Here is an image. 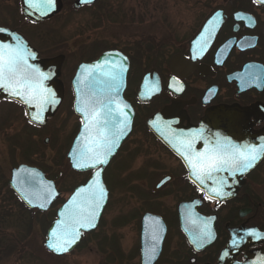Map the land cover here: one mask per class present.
Instances as JSON below:
<instances>
[{
  "label": "rangeland",
  "instance_id": "obj_1",
  "mask_svg": "<svg viewBox=\"0 0 264 264\" xmlns=\"http://www.w3.org/2000/svg\"><path fill=\"white\" fill-rule=\"evenodd\" d=\"M62 1L59 13L41 23H33L24 17L21 0H0V25L24 34L42 58L64 55L60 76L65 90L63 103L50 118L51 122L49 119L46 123V129L33 134L38 148L32 156L35 165H30L41 168L62 191V197L46 211L48 215L53 214L73 188L88 177V174L73 171L67 158L78 128V118L71 111L69 96V81L75 68L82 62L96 59L107 49H119L132 57L131 90L145 68L164 67L174 51L173 43L187 41L214 7L236 2L96 0L76 8L75 0ZM237 1L241 5L247 3V0ZM0 128V164L9 181L11 169L21 163L20 151L13 143L27 140V132L33 130L27 127V119L20 109L7 102L0 103ZM174 165V160L145 134L141 125H137L106 172L110 200L98 228L86 234L72 252L58 257L45 246L49 226L44 225L42 215L38 214L31 232L26 235L25 250H18L0 264H140L142 214L155 207L169 216L176 206V196L163 199L153 195L151 185L162 171ZM185 253L186 248L174 225L164 255L176 263H183Z\"/></svg>",
  "mask_w": 264,
  "mask_h": 264
},
{
  "label": "flooded vegetation",
  "instance_id": "obj_2",
  "mask_svg": "<svg viewBox=\"0 0 264 264\" xmlns=\"http://www.w3.org/2000/svg\"><path fill=\"white\" fill-rule=\"evenodd\" d=\"M226 3L225 5H228V2ZM241 4L237 0L231 2L230 13L207 50H195L191 46V39L197 29L187 41L173 43L174 51L169 54L168 63L164 67L153 65L145 68L135 86H131V90L129 73L132 57L125 53L130 59V70L124 95L134 108L130 135L137 125H141L145 134L165 151L175 164L162 171L151 185L150 192L153 195H160L163 199L169 195L176 196V206L169 216L155 207H150L142 214L140 264L143 220L147 214L152 215L148 221V230L151 233H159L163 225L165 228L160 253L152 264H220L223 251L231 244H235L232 246V249H235L233 256L238 262H245L248 252L264 248V156L246 172H239L238 176L230 177L229 171L226 170L213 173L210 178L214 182L212 186L225 187L226 193H231L227 196H215L214 193H208L204 189L205 186L199 185L183 158L165 143L164 139L168 138L167 131L174 129L170 123L172 120H152L155 114L176 104L182 117L178 116L173 121L181 123L183 127H192L197 126L208 111H213L219 106L239 107L245 110V114L238 120L239 123H247L251 132L262 134H256L257 137L250 141L229 138L225 143L230 142L241 150H244L246 145L257 148L264 145V3L259 0H247L246 5ZM177 57L181 60V65L173 70L172 60ZM76 69L77 67L69 81L72 108L75 94L71 83ZM146 73L155 77L153 80L156 85L147 88L142 99L140 84ZM78 120L76 133L81 124V120ZM162 132H165L166 136ZM130 135L104 167L102 176L105 184L108 168ZM94 171L96 170L83 173L88 174L83 183ZM108 191L110 200L109 188ZM154 202L153 204H156ZM206 224L211 230L212 238L198 247L194 240ZM174 225L186 248L183 263H176L164 255L166 241ZM253 230L259 238L250 234Z\"/></svg>",
  "mask_w": 264,
  "mask_h": 264
},
{
  "label": "water",
  "instance_id": "obj_3",
  "mask_svg": "<svg viewBox=\"0 0 264 264\" xmlns=\"http://www.w3.org/2000/svg\"><path fill=\"white\" fill-rule=\"evenodd\" d=\"M95 1L96 0H91L90 3H85L84 0H75L74 6L76 8H80L84 4H91L94 3ZM21 5H22L23 14L28 19L34 22H42L52 18L57 13H59L63 7V1L54 0V4L52 8L48 10L45 15H41L39 11H36L35 9L29 7L28 0H21ZM230 8H231L230 4H228L227 6L218 5L207 15V17L204 19L203 23L201 24L200 28L191 39L190 43L193 49L201 50V46L204 43V39L209 37V32H211V37L207 39V45L206 47H204V49L207 50V48L210 47V45L216 39L220 29L222 28L225 19L230 13ZM0 29L5 30L0 32V44H11L15 46L17 43L16 37H18L24 43L27 49H29L32 53L35 54V58L33 59L30 57L28 62L38 67L41 72L45 73L48 76V79L43 81V87L51 91V93L53 94L52 98L56 102L45 105L44 106L45 110L40 111V109L35 107L34 105L29 106L23 103L19 97H12L11 95H9L8 92L4 91L3 89H0V101L4 99H10L21 103L26 108L29 121L36 125L44 126L46 125L48 120L54 116V114L60 108L64 100V94H65L64 84L60 79L61 68L64 61V55H59L51 58H42L40 57L39 51L31 45L29 40L22 33H20L15 29L4 26H0ZM113 64H122L125 69L122 74V82L119 90V95L117 96V101L121 107H123V105L125 104L128 106L126 109H124V111L127 113L130 123L125 134L119 140L118 146L114 149L112 155L108 157V162L117 153L118 148L120 147L123 140L126 138V136L130 133L132 129L134 109L132 105L124 97V92L127 87L128 72L130 69V60L128 56H126L123 52L119 50H108L103 52L97 59L91 62L81 63L78 66L75 76L73 78L72 86L75 91L74 110L75 113L83 119V123L80 127L79 133L76 135L74 139V142L68 154V158L72 168L77 171H87L92 169H96V171L92 174L91 178L88 180L86 184L75 188L72 194L67 199V201H65V203L59 207L57 211V218L50 224L47 230V237L45 240L46 247L48 248L47 245L51 238V232L53 231V229L56 228L57 221L61 219L60 214L61 212L65 211V206L69 204V201L72 200L73 196L77 193L79 189L86 188L89 185V183L96 178L95 173L97 171L100 172L99 181L103 185L106 191V198L102 203V207L99 210V215L95 221L96 226L92 228L80 229L81 234L79 239L68 249L67 252L56 253L48 248V250H50V252L56 256H63L72 252L84 239L85 232L94 230L99 226L100 219L108 203V189L102 177V172L104 170V167L108 163L102 166H97L96 168H76L74 167L73 152L78 147H82L83 144L85 143V140L82 136V134L85 132L84 116L80 111H78V108L81 107L80 101L84 99L85 95L88 94L90 90L95 91L97 95L103 94V92L105 91V86L102 82L105 79L103 73L109 71L110 68L113 66ZM88 65H102L101 69L95 70V77L97 80L100 81V83L93 82L89 84V80L84 79L86 73L84 72L82 66H88ZM180 65H181V60H179L178 57L172 60L173 70H176L177 66ZM153 79H155V77H152L150 73L144 74L140 84V89H141L140 97L142 99H143V93L147 88L155 87L156 84ZM78 89L80 90L79 92ZM116 106L117 105L115 104L112 105L113 108H115ZM37 113L40 116V120H33L32 119L33 114H37ZM244 114H245V110H242L239 107L236 108L234 106H219L215 108L213 111L212 110L208 111L197 126L183 127L181 126V123L178 124V122L173 121V119L177 118L178 116L182 117V115L178 112L177 105L173 104L171 106L166 107L162 112L157 113L155 116L152 117V119L153 120L163 119L167 121L172 120L170 123H172L171 127L174 129L170 131L169 126L167 127L169 130L167 131L168 138L166 137L167 139H164V141L173 150V152L179 155L180 157H182L183 160L186 162L187 166L191 168L187 160L184 158V156L181 155V152L185 153V155L189 154L188 152L189 144L191 145L190 152L194 158L195 154L197 153H206L210 149L215 148L216 147L215 144H217V141H220L221 144H224L225 141H228L229 138L238 141H243V140L250 141L256 138L258 134H262V133L251 132V130L247 126V123H244V125H242V122L239 123L238 121L239 118L242 117ZM162 133L164 134L165 132ZM48 140L49 139L47 138L45 140V143H47ZM173 145H175V147ZM190 172L191 175L195 177L193 175L192 168L190 169ZM239 174H240L239 172H236L235 176H238ZM229 176L233 177L234 175L229 173ZM197 182L199 183V185L205 186L204 189L211 194H213L212 191L213 189L220 190L223 192L227 191V188L225 187L216 188L215 186H212L214 182L210 180V178H206L204 184H201L199 180H197ZM9 183L12 189L25 203V205L31 209L48 211L51 205L56 200L62 197V191L58 188L57 183L52 179H48V177L41 168L28 165L25 163L20 164L19 166L13 167L11 169V177ZM48 186H51L50 190L52 191L53 195L51 199L45 202L44 197L47 196ZM158 188L159 185L156 186V189ZM25 196H27L28 199L32 200L31 204L28 203V201L25 199ZM42 203L45 204L43 208L39 206ZM148 217L149 215H146L144 218L145 227H146V222L149 219ZM161 232L162 233H160L159 240L156 244L157 253L155 258L158 256V253L161 248V242L164 235L163 230H161ZM146 236L147 234L144 229L143 250H142L143 264H147V262H149V264H152L155 258L151 261H147L145 258V251L147 250L145 244ZM234 245L235 244H231L227 249L223 251L221 255L220 264H264V248L257 251L248 252L247 261L238 262L235 256H233L234 255L233 250L235 249H232V246ZM225 253H227V255H225Z\"/></svg>",
  "mask_w": 264,
  "mask_h": 264
},
{
  "label": "snow or ice",
  "instance_id": "obj_4",
  "mask_svg": "<svg viewBox=\"0 0 264 264\" xmlns=\"http://www.w3.org/2000/svg\"><path fill=\"white\" fill-rule=\"evenodd\" d=\"M84 2L90 3L91 0H84ZM259 2L264 3V0H259ZM28 3L29 7L39 11L41 15H45L52 8L54 0H28ZM249 22L251 23V21ZM2 31L5 30L0 29V32ZM210 37L211 32H209L208 38ZM208 38L204 39L201 51L206 47ZM16 41L15 46L0 44V89L8 92L12 97H19L23 103L29 106L34 105L40 111H44L45 105L56 102L52 98L51 91L43 87V81L48 79V76L28 62L30 57L35 58V54L27 49L18 37H16ZM82 68L86 73L84 79H88L89 84L100 83L95 77V70L101 69L102 65H88L82 66ZM124 70L122 64H113L109 71L103 73L105 77L102 81L105 86L103 94L97 95L95 91L90 90L80 101L81 107L78 108V111L84 116L85 132L82 136L85 143L73 152L74 167L96 168L107 164L108 157L112 155L119 140L128 129L130 120L124 111L128 106L125 104L121 107L117 101ZM114 104L117 105L115 108L112 107ZM32 119L40 120L39 114H33ZM173 146L175 147V145ZM190 149L191 145L189 144V154L185 155L181 152V155L187 160L193 169V175L201 184H204L206 178H211L213 173L226 170L235 175L236 172H246L264 156V145L259 148L246 145L244 150H241L240 147L231 145L230 142L221 144L220 141H217L215 148L206 153H197L194 158ZM99 176L100 172L97 171L96 178L86 188L79 189L69 204L65 206V211L61 212V219L57 221L56 228L51 232V238L47 245L50 250L56 253L67 252L79 239L80 229L96 226L95 221L106 198V191L99 181ZM50 188L51 186H48L47 196L44 197L45 202L53 195ZM212 191L215 196L231 195V193L220 190L213 189ZM25 199L29 204L32 203V200L27 196ZM39 206L43 208L45 204L42 203ZM250 234L259 238L254 230ZM154 238L159 240L158 232ZM211 238V230L206 224L194 243L200 247ZM156 253V246L153 245L150 250L145 251L146 260H153Z\"/></svg>",
  "mask_w": 264,
  "mask_h": 264
},
{
  "label": "trees",
  "instance_id": "obj_5",
  "mask_svg": "<svg viewBox=\"0 0 264 264\" xmlns=\"http://www.w3.org/2000/svg\"><path fill=\"white\" fill-rule=\"evenodd\" d=\"M2 102H7L17 106L18 109H20L21 115L27 119V127L29 129L32 128L33 132H27V140L23 142H19L18 140L16 143H13V141L11 139L10 140L20 151L21 163L35 165L32 156L34 155L33 152L36 151L38 147L35 143L36 141L34 142L33 134L39 130L44 131L47 125L37 126L32 124L28 120L25 107L20 103L12 100H4ZM51 120L52 119H50L49 123ZM42 135L43 134L41 133V136ZM14 151L15 147L11 150L12 154ZM0 194L2 195H0L2 197H0V262H2L15 255L18 250H25L26 235L31 232L36 215L41 214L44 225L46 224L48 227L51 221L56 218V211L53 214L48 215L46 212L28 208L9 185L6 173L1 164ZM15 206L17 207L16 211H14ZM11 227H14V230L11 229Z\"/></svg>",
  "mask_w": 264,
  "mask_h": 264
},
{
  "label": "bare ground",
  "instance_id": "obj_6",
  "mask_svg": "<svg viewBox=\"0 0 264 264\" xmlns=\"http://www.w3.org/2000/svg\"><path fill=\"white\" fill-rule=\"evenodd\" d=\"M107 205H108V203H107ZM107 205H106V206H107ZM103 214H104V213H103ZM103 214H102V215H103Z\"/></svg>",
  "mask_w": 264,
  "mask_h": 264
}]
</instances>
